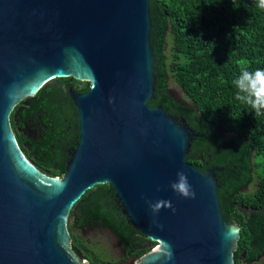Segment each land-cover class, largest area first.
Instances as JSON below:
<instances>
[{"label": "water", "instance_id": "obj_1", "mask_svg": "<svg viewBox=\"0 0 264 264\" xmlns=\"http://www.w3.org/2000/svg\"><path fill=\"white\" fill-rule=\"evenodd\" d=\"M152 30L150 0H0V264H84L69 217L87 190L104 183L129 223L154 242L138 264H236L241 226L224 217L214 170L187 160L196 131L149 105L158 62ZM70 77L91 87L69 89L79 140L65 175L53 176L27 157L11 116ZM178 170L195 199L169 187ZM161 199L176 211L161 208L154 217L146 201Z\"/></svg>", "mask_w": 264, "mask_h": 264}, {"label": "trees", "instance_id": "obj_2", "mask_svg": "<svg viewBox=\"0 0 264 264\" xmlns=\"http://www.w3.org/2000/svg\"><path fill=\"white\" fill-rule=\"evenodd\" d=\"M150 7L158 62L149 105L162 106L196 131L187 160L206 172L213 168L224 217L241 226L235 263L264 264L257 262L264 255V113L238 101L233 84L242 69L264 68V10L256 0H150ZM170 83L186 103L173 96ZM90 87L58 78L13 111L21 148L44 172L65 175L80 134L69 89L86 93ZM248 183L252 190H243ZM90 224L112 229L127 256H142L154 244L129 223L109 183L87 190L69 217L72 247L96 263L97 249L75 230Z\"/></svg>", "mask_w": 264, "mask_h": 264}, {"label": "clouds", "instance_id": "obj_3", "mask_svg": "<svg viewBox=\"0 0 264 264\" xmlns=\"http://www.w3.org/2000/svg\"><path fill=\"white\" fill-rule=\"evenodd\" d=\"M256 6L264 10V0H256ZM233 84L237 89L235 98L238 101L248 105L257 115L264 113V68H257L251 71L247 68L242 69L233 80ZM169 187L173 192L185 199H195L196 197V192L189 183L186 172L183 170L176 172V178L169 182ZM146 203L154 217L161 208H169L173 213L176 211L170 200L161 199L155 202L146 201ZM157 227L162 229L163 225L157 224ZM168 255L171 258L170 252Z\"/></svg>", "mask_w": 264, "mask_h": 264}, {"label": "rangeland", "instance_id": "obj_4", "mask_svg": "<svg viewBox=\"0 0 264 264\" xmlns=\"http://www.w3.org/2000/svg\"><path fill=\"white\" fill-rule=\"evenodd\" d=\"M170 89L177 99L185 100L183 92L176 84L170 83ZM75 230L77 233L82 234L89 246L97 249L99 253L98 255L97 251L94 250L99 257V262L92 263L91 260L83 256V260L85 259L84 261L82 260L84 264H138V258L123 259L125 255L124 250L120 246L119 239L111 229L90 224L86 228H77L76 226ZM262 260H264V255L257 262Z\"/></svg>", "mask_w": 264, "mask_h": 264}, {"label": "flooded vegetation", "instance_id": "obj_5", "mask_svg": "<svg viewBox=\"0 0 264 264\" xmlns=\"http://www.w3.org/2000/svg\"><path fill=\"white\" fill-rule=\"evenodd\" d=\"M77 142H78V141H77ZM76 144H77V143H76ZM74 148H75V147H73V148L71 149V151H72ZM71 151H70V153H71ZM211 170H213V168H209V169H208V171H211ZM252 188H253V187H252V183H248V184H246L245 186L242 187L243 190H247V191H248V190L251 191ZM119 243H120V246L122 247V249L124 250V254H125V255H124V258H123L124 260H125V259H134V258H137V257H138L137 255H135V256H127V253H126V252H127V248L124 247L123 242H121L120 240H119ZM80 252H81V251H80ZM81 255H82V254H81ZM82 256H83V255H82Z\"/></svg>", "mask_w": 264, "mask_h": 264}]
</instances>
